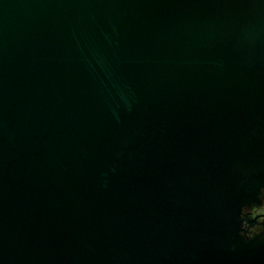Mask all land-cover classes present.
Segmentation results:
<instances>
[{
    "label": "water",
    "instance_id": "1",
    "mask_svg": "<svg viewBox=\"0 0 264 264\" xmlns=\"http://www.w3.org/2000/svg\"><path fill=\"white\" fill-rule=\"evenodd\" d=\"M264 0H0V264H264Z\"/></svg>",
    "mask_w": 264,
    "mask_h": 264
},
{
    "label": "flooded vegetation",
    "instance_id": "2",
    "mask_svg": "<svg viewBox=\"0 0 264 264\" xmlns=\"http://www.w3.org/2000/svg\"><path fill=\"white\" fill-rule=\"evenodd\" d=\"M243 234L246 237L264 238V196L259 201L243 208Z\"/></svg>",
    "mask_w": 264,
    "mask_h": 264
}]
</instances>
